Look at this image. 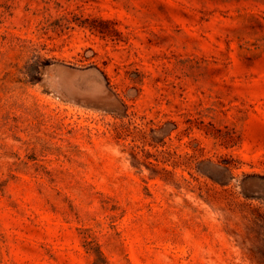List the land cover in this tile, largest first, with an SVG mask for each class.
Instances as JSON below:
<instances>
[{
    "label": "rangeland",
    "instance_id": "374dc122",
    "mask_svg": "<svg viewBox=\"0 0 264 264\" xmlns=\"http://www.w3.org/2000/svg\"><path fill=\"white\" fill-rule=\"evenodd\" d=\"M131 112L264 211V0H0V264H253L205 186L131 167Z\"/></svg>",
    "mask_w": 264,
    "mask_h": 264
},
{
    "label": "trees",
    "instance_id": "16d2710c",
    "mask_svg": "<svg viewBox=\"0 0 264 264\" xmlns=\"http://www.w3.org/2000/svg\"><path fill=\"white\" fill-rule=\"evenodd\" d=\"M38 66L39 63L34 62L26 68H33L34 73H37ZM162 125L161 119L156 122L133 112L115 124L113 133L116 140L131 138V167L138 173L146 170L150 180H160L174 187H178L175 182L178 173L187 176L189 181L205 186V202L213 210L221 212L228 224L229 233L236 239L243 254L253 264H264V211H259L252 202H248L249 199L241 197L240 193L235 195L233 201L219 194L206 181L201 182L203 177L199 171L204 162L211 164L210 160L202 159L204 149L197 143L193 147L178 151L177 148L168 147L164 139L155 141L153 133L159 131ZM176 130L177 126L172 123L170 132ZM239 200L240 204L236 203ZM245 207L247 211H243Z\"/></svg>",
    "mask_w": 264,
    "mask_h": 264
}]
</instances>
